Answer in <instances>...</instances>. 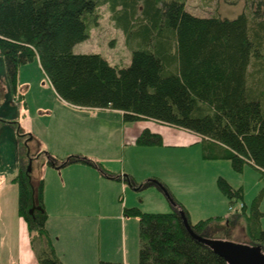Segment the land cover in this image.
<instances>
[{
    "label": "trees",
    "instance_id": "trees-1",
    "mask_svg": "<svg viewBox=\"0 0 264 264\" xmlns=\"http://www.w3.org/2000/svg\"><path fill=\"white\" fill-rule=\"evenodd\" d=\"M257 4L252 15L243 12L230 19L196 16L188 11V0H0V56L18 103L25 100L20 68L38 60L55 93L71 105L118 110L125 122L152 119L195 132L216 156L231 159L236 170L252 164L264 172V0ZM104 5L132 50L127 67L114 66L98 53L74 52L98 26ZM19 136H24L21 131ZM138 142L162 144V137L145 129ZM28 150L22 145L19 173L12 179L19 186L18 212L28 223L40 264H65L47 231V212L30 213L34 203L45 204L44 180L35 193L27 169L33 159ZM63 160V165L93 162L76 156ZM49 162L56 166L55 159ZM157 183L172 211L124 209L139 218L140 264H228L191 234L184 216L195 233L210 238L241 224L252 244L264 249V213L258 202L250 214L243 204L228 217L193 223L168 186ZM220 186L232 204L242 199V188L226 179H220Z\"/></svg>",
    "mask_w": 264,
    "mask_h": 264
},
{
    "label": "rangeland",
    "instance_id": "rangeland-1",
    "mask_svg": "<svg viewBox=\"0 0 264 264\" xmlns=\"http://www.w3.org/2000/svg\"><path fill=\"white\" fill-rule=\"evenodd\" d=\"M251 1L188 0L187 9L200 17L221 16L233 19L243 12L252 15L259 5L258 0H255L254 4ZM99 13L98 26L92 28L89 39L75 45L74 52L98 53L106 57L114 66L121 68L129 66L132 61V50L126 44L125 33L116 27L107 5L100 7ZM19 89L25 92L31 110L36 111L38 105L45 104L41 103V100L46 101L49 108L56 106L55 92L51 89L38 60L20 68ZM15 104L17 101L8 81L6 62L4 57L0 56V177L8 175L16 177L19 173L22 145L27 146L30 153L32 144L38 142L40 157L35 159V164L32 163L31 179L33 177L36 180L41 175L44 186L53 170L49 168L46 172L43 167L49 164L51 158L61 160L83 154L87 158L111 165L116 170L114 172L122 175L123 183L129 186L131 184L124 181V174H129L130 171L137 176L139 182L148 179L164 180L176 198L188 207L193 223L212 217H228L243 204L247 205L246 212L250 214L256 202L260 211L264 213V172L250 164H246L242 171L236 170L231 159L216 156L214 150L199 136L196 142L188 139L185 145L180 147L163 143L140 144L138 138L135 143H129L127 136L124 135L127 125L123 131L124 120L119 114L101 113L98 118L92 115L89 117L87 114L76 116L72 114L75 111L71 110L72 108L62 107L58 109L62 115H55L61 121L54 120L50 123L47 120L46 123H50L49 126L47 125L48 128H40L33 121L34 140H29L27 127L22 126L20 120L14 119L19 124L13 123L14 120L11 119L6 121L8 117L19 114ZM141 120L133 123H140ZM19 131L24 135L23 137L19 136ZM220 179H226L235 189L242 188V199L232 204L230 198L221 189ZM51 195L49 187L45 198L46 207L42 211H46L49 216H47L46 228L54 247L70 243L74 256L85 259L96 257V262L88 261L86 264H100V260L119 261L128 250L130 264H140L139 218L128 216L123 211L124 191L118 194L113 188H110V191L107 188L103 197H76L67 204L73 211L68 214L54 213L60 208L61 203L58 198ZM135 199L136 202L138 201L137 207L143 212L173 210L168 195L156 183L139 190L138 194H135ZM132 201L134 200L129 197V204ZM125 219L129 222L127 234L123 226ZM261 222L264 229V215ZM53 235L56 237L55 240ZM213 238L231 240L239 244H252L246 228L241 224H236L228 233L217 231ZM100 244L104 258L111 259H100ZM134 244L135 260L133 259ZM91 247L98 250L93 253Z\"/></svg>",
    "mask_w": 264,
    "mask_h": 264
},
{
    "label": "crops",
    "instance_id": "crops-1",
    "mask_svg": "<svg viewBox=\"0 0 264 264\" xmlns=\"http://www.w3.org/2000/svg\"><path fill=\"white\" fill-rule=\"evenodd\" d=\"M48 80V79H47ZM51 89L52 85L48 81ZM32 84V83H31ZM20 90V89H19ZM23 93L24 101L15 104L18 109L19 114L14 117H8L6 121L11 120H20L21 125L27 127L26 133H29V140H34V123H37L40 128H48L51 122L54 120H60L56 118L55 115H62V112H59V108H72V114L76 116H84V114L92 115L95 118H98L99 114H119V116L123 119V113L118 110L113 109H89L77 107L69 104L64 101L55 93L56 98V106H51L46 104V101H40L41 104L38 105L36 111L31 110L29 105V100H27L25 92ZM50 109V110H49ZM70 110V109H68ZM91 117V116H89ZM14 120V121H15ZM49 120L50 123H46ZM34 121V123H33ZM61 121V120H60ZM140 123L126 122L124 121L123 131L126 126V133L124 135L127 136V141L129 143H135L136 139L141 132L145 129H149L151 132L161 135L162 143L168 146L180 147V145H185L186 141L189 139L191 142H196L197 136L203 138L201 135L175 126H171L166 123H162L152 119H144L139 121ZM48 125V126H47ZM122 131V133H123ZM32 140V142H33ZM31 142V143H32ZM39 143L37 142L35 145L32 144L30 147V155L33 158V164H35V159H37L40 154ZM76 157H85L83 154L81 156ZM87 158V157H86ZM55 159L56 166H49L46 164L44 166V171L48 172L49 168H52L53 172L49 177V181L45 183L44 186V204L45 198L47 195V189L51 188V196L56 197L60 200L61 206L58 208L55 214H68L69 212L73 213L69 204V200H73L78 197L85 196H93L94 198L103 197L107 191V188L110 191V188H113L115 193H121L124 191L125 197L122 199L123 202V211L126 206H138V201L135 200V194H138L139 190L145 187H150L153 183H157L159 180H144L143 182H139L137 176L133 172H129V174H124V177L129 179V184H124L122 179L116 180L115 175H118L114 168L111 165L105 164L102 161L97 159H91L92 163L85 162H73L63 165L65 158H61V160ZM50 161V160H49ZM252 165V164H250ZM99 171H98V170ZM126 171V169L124 168ZM109 175V176H108ZM15 176H2L0 177V196L2 200L0 201V264H40L36 250L32 243V234L29 230L28 223L26 220L20 216L18 212V197H19V186L17 183H13L12 179ZM122 177V175H121ZM43 179L41 175H39L36 180L32 177L33 185L35 186V192L39 187L40 181ZM37 181V182H36ZM125 181V179H124ZM163 182L168 186V184L163 180ZM142 183V184H141ZM144 185V186H143ZM142 186V188H140ZM130 187L132 189H130ZM160 187V186H159ZM169 187V186H168ZM172 193V192H171ZM56 194V196H55ZM173 194V193H172ZM139 196V195H138ZM176 198V196L173 194ZM129 197L132 198V202L129 204ZM177 199V198H176ZM179 199V198H178ZM182 203V202H181ZM183 204V203H182ZM46 205V204H45ZM126 205V206H125ZM186 209L189 211L188 207L183 204ZM46 207V206H45ZM173 207V206H172ZM48 209V207H47ZM122 215L120 214V217ZM49 217V216H48ZM191 218V213H190ZM192 221V219H191ZM128 220L125 219L123 222V226L125 228V233L128 228ZM65 225V224H64ZM101 229V228H100ZM51 231V230H50ZM127 234V233H126ZM55 240V236H52ZM101 241V238H100ZM92 248V247H91ZM61 249V253H59ZM127 249V245H126ZM55 250L58 256L64 261L65 264H86L88 261L96 262V257L94 259H85L74 256V250L72 245L69 243L68 245L57 246L55 245ZM98 249H93L92 251L96 252ZM99 250L101 251L100 259H111L104 258L102 254V244H100ZM135 244L133 246V259L135 260ZM101 261V260H100ZM125 261L126 264H130L129 262V252L126 250L125 255L122 257V260ZM135 264V263H134Z\"/></svg>",
    "mask_w": 264,
    "mask_h": 264
},
{
    "label": "water",
    "instance_id": "water-1",
    "mask_svg": "<svg viewBox=\"0 0 264 264\" xmlns=\"http://www.w3.org/2000/svg\"><path fill=\"white\" fill-rule=\"evenodd\" d=\"M33 159H30L28 171L31 173ZM35 210H44L41 205L34 203L30 209L33 214ZM183 213V210L181 209ZM185 224L191 234L199 241L210 246L217 254L222 256L228 264H264V249L260 244H239L231 240L204 237L194 232L188 218L184 216Z\"/></svg>",
    "mask_w": 264,
    "mask_h": 264
}]
</instances>
